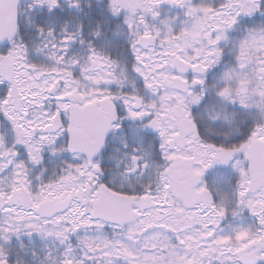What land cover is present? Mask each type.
Returning <instances> with one entry per match:
<instances>
[{"label":"snow or ice","instance_id":"obj_1","mask_svg":"<svg viewBox=\"0 0 264 264\" xmlns=\"http://www.w3.org/2000/svg\"><path fill=\"white\" fill-rule=\"evenodd\" d=\"M0 264H264V0H0Z\"/></svg>","mask_w":264,"mask_h":264}]
</instances>
